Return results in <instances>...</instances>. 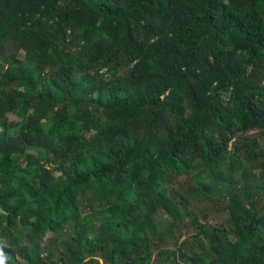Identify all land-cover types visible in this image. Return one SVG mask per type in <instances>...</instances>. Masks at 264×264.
Listing matches in <instances>:
<instances>
[{
  "label": "trees",
  "instance_id": "1",
  "mask_svg": "<svg viewBox=\"0 0 264 264\" xmlns=\"http://www.w3.org/2000/svg\"><path fill=\"white\" fill-rule=\"evenodd\" d=\"M261 137L264 0H0L4 264H264Z\"/></svg>",
  "mask_w": 264,
  "mask_h": 264
},
{
  "label": "rangeland",
  "instance_id": "2",
  "mask_svg": "<svg viewBox=\"0 0 264 264\" xmlns=\"http://www.w3.org/2000/svg\"><path fill=\"white\" fill-rule=\"evenodd\" d=\"M11 120H14V117H13V116L11 117ZM249 135L257 136V135H259V134H255V133L250 132ZM260 142H261L262 147L264 148V137H261V138H260ZM19 160H20V162H22V161H23V158H19ZM179 183H180V184H179V189H181V188H183V189H184V188H187V184H186V183H184V182H179ZM85 212H86V211H84L83 213H85ZM212 215H213V216H211L210 219H209L210 223H211L212 225H218V224H221V221H218L217 219H215V218H217L218 216H216V215H214V214H212ZM155 221H156L159 225H165L166 222L168 221V219H167V217H166V215H165L164 212H159V213L155 216ZM185 226H186V228L189 227L188 224H186ZM190 229H191V228H190ZM186 239H187V236H186V234H185V232H184V237L181 239V242L185 241ZM47 240H49V237L46 238V241H47ZM1 241H2V239H1V237H0V242H1ZM165 248H166V249H170V250L175 249L174 246L172 245V243H171L169 246H165Z\"/></svg>",
  "mask_w": 264,
  "mask_h": 264
},
{
  "label": "clouds",
  "instance_id": "3",
  "mask_svg": "<svg viewBox=\"0 0 264 264\" xmlns=\"http://www.w3.org/2000/svg\"><path fill=\"white\" fill-rule=\"evenodd\" d=\"M0 264H4V256L2 252H0Z\"/></svg>",
  "mask_w": 264,
  "mask_h": 264
}]
</instances>
